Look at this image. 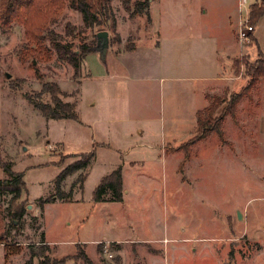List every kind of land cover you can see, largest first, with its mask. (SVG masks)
Here are the masks:
<instances>
[{
    "label": "rangeland",
    "instance_id": "obj_1",
    "mask_svg": "<svg viewBox=\"0 0 264 264\" xmlns=\"http://www.w3.org/2000/svg\"><path fill=\"white\" fill-rule=\"evenodd\" d=\"M136 1L111 0L108 9H98L96 23L87 27L66 1L48 28L74 50L90 49L76 73L54 49L41 59L33 54L22 58L28 52L22 25L0 27V179L8 178L3 169L8 164L23 173L27 189L14 200L0 190V264H22L31 254L33 262L49 257L64 259L62 264H264V145L256 141L258 117L264 113V76L231 112L227 104L231 93L241 91L250 79L246 63L264 62V13L255 24L249 20L251 5L264 6V0H245L246 9L244 0L239 1V11L238 0H140L148 2L147 8L132 15ZM176 16L179 32L190 28L200 41L219 36L226 54L234 48L231 41L239 49L231 54L232 76L238 78L218 84L202 97L199 108L216 98L219 106L212 117L221 115L223 136L213 131L198 139L197 126L180 136L183 141L191 137L185 146L196 159L204 153L200 143H206L204 149L219 144L221 156L206 169L214 175L215 188L199 192V179L192 181L198 167L188 162L178 167L175 187L169 174L165 181L159 158L142 166L147 171L122 168L128 189L122 201H95L99 180L122 163V154L106 145L112 140L108 129L118 135L135 119L168 117L157 68L179 67ZM241 16L254 30L244 45L236 40ZM67 23L74 25V33L66 32ZM103 29L109 45L104 62L96 35ZM209 51L202 56L211 60ZM33 58L40 78L30 66ZM48 80L71 94L63 100L75 101L77 118H45L28 101V96L50 101L42 90ZM91 149L95 157L86 169L83 188L76 183L70 199L54 196L41 209L37 199L56 195L55 177L78 158L70 154ZM80 172L62 180V190L68 192ZM146 172L153 182L145 178ZM20 206L23 214L18 217L14 213Z\"/></svg>",
    "mask_w": 264,
    "mask_h": 264
},
{
    "label": "crops",
    "instance_id": "obj_2",
    "mask_svg": "<svg viewBox=\"0 0 264 264\" xmlns=\"http://www.w3.org/2000/svg\"><path fill=\"white\" fill-rule=\"evenodd\" d=\"M239 1L243 0H238L237 10ZM244 2L243 6H246V9V1L244 0ZM199 9L206 13V10H203L201 5ZM178 20L179 17L176 16L179 67L157 68L159 81L161 80L159 84L167 98L168 117L152 116L145 118L144 116L141 119H135L128 126H125L126 128L121 130L118 135H116V131L108 129L109 137L112 140L107 141L106 145L111 146L122 154L120 157L122 163L119 165L121 170L123 167H130L131 169L139 167L146 170V168H142L143 165L154 164L157 159L161 158L165 170V181L167 174H169L170 181L175 187L177 185L174 182V178L178 175L176 171H178L181 163L188 162L187 165L189 167L196 163L198 176H193L192 181L195 183L196 179H199V192L206 194L205 191L207 189L210 191L215 188L213 186V183H215L214 175L210 176L206 169L213 165V161L217 156H221L220 146L219 144L210 145L207 149H204L206 143H200L199 148L202 147L201 149L204 150V153L196 159V156L190 152V147L185 146L191 137L183 141L180 136L183 135L189 126H192V129L187 130V132L192 133L195 130L197 126L196 112L203 105L202 97L205 99L207 93L214 91L218 84L225 83L224 81L234 77L238 78V76H232L231 54L238 52L239 49L235 46V42L231 41L233 40V28L230 29L231 38L229 40L234 48L229 54H226L227 47L223 46V42L219 41V36L213 35L212 38L205 39L201 36L204 41H200V36L196 35V33H191L190 28L186 30V27H184L179 32L181 23ZM229 26H231V21ZM253 38L257 41L254 35ZM160 44L159 39L156 46H160ZM209 49L211 50V60L202 56V54L210 52ZM199 101L201 102L198 106L197 103ZM258 118L260 136L257 137L256 141L258 142L257 144L263 146L264 113ZM133 128L136 129V133H134ZM124 155L128 157H124ZM199 166H203L205 169L201 170ZM77 172H79V169L67 175L63 181L67 177L77 174ZM189 172L193 174L195 170H189ZM145 178L150 182L154 180L148 172L145 173ZM121 185H123V191L127 193L128 189L124 182L123 173ZM179 186H182V184L180 183ZM77 190L79 189L77 188Z\"/></svg>",
    "mask_w": 264,
    "mask_h": 264
},
{
    "label": "trees",
    "instance_id": "obj_3",
    "mask_svg": "<svg viewBox=\"0 0 264 264\" xmlns=\"http://www.w3.org/2000/svg\"><path fill=\"white\" fill-rule=\"evenodd\" d=\"M68 1V5L71 8L76 9L82 15V20L84 25L91 26L98 20L97 11L102 6L109 8V3L111 0H0V27L8 28L12 23L21 24L23 27V32L27 39V53H25L22 58H28L31 54L35 58L44 57L47 55L51 49H54L56 56L60 59L68 62L73 68L74 73H76L81 64V60L90 51L89 48L82 47L78 50L71 48L68 42H63L61 36L48 28L49 22L57 17L64 4ZM128 2L125 3L126 10L130 7L127 6ZM147 1L137 0L134 3L133 10L130 12L132 15L143 14L144 10L147 8ZM251 12L249 14V20L252 23H256L260 16L264 13V6L255 4L251 5ZM65 30L68 34L75 32V27L72 24H66ZM48 43H47V42ZM35 58L31 59V68L34 70L38 78L39 72L35 63ZM258 64L246 63V72H248L250 79L247 81L243 89L239 92H233L227 101L228 112H231L233 107L236 105L238 100L249 93L251 86L261 76H264V62H256ZM42 90L50 95V101L44 102L38 99H33L28 96L27 99L32 103L33 107L40 111L45 118H77L75 101H65L63 98L69 97L71 94L64 92L60 89L59 85L54 81H44L42 84ZM214 97L212 101L196 112L197 120V131L198 139L201 135H207L211 132H216L220 137H222L221 130V115L214 116L215 110L219 106V103L214 104ZM196 138V139H197ZM70 156L78 158L75 161L66 164L60 173L54 179V185L58 193L50 195L48 199L38 198L39 207L43 209L45 202L50 201L57 196L59 199H70L72 195V190L74 185L78 183L80 189L83 188L82 182L86 176V169L91 165L94 159V151L91 149L89 152H78L75 154H70ZM5 173H7V179H0V190L8 191L12 194V199H18L21 195L22 190L26 191L25 183L23 180V173L12 171L8 164L3 165ZM76 169H81V172L77 176L76 180L71 184V188L68 192L62 190L60 187L61 181L69 174L74 173ZM122 183V170L120 166L113 169L107 175L103 176L93 191V200L95 201H115L120 202L123 195V185ZM16 216H21L23 214V207L20 206L19 210L14 213ZM83 254V251H81ZM63 260H58L55 258L50 259L49 257L44 259H38L33 262V255L22 264H62Z\"/></svg>",
    "mask_w": 264,
    "mask_h": 264
},
{
    "label": "built area",
    "instance_id": "obj_4",
    "mask_svg": "<svg viewBox=\"0 0 264 264\" xmlns=\"http://www.w3.org/2000/svg\"><path fill=\"white\" fill-rule=\"evenodd\" d=\"M247 17H240L239 22H238V30L236 32V40L238 43L241 45H244V43L249 42V33L252 32L253 26L247 24Z\"/></svg>",
    "mask_w": 264,
    "mask_h": 264
},
{
    "label": "water",
    "instance_id": "obj_5",
    "mask_svg": "<svg viewBox=\"0 0 264 264\" xmlns=\"http://www.w3.org/2000/svg\"><path fill=\"white\" fill-rule=\"evenodd\" d=\"M97 45H98V51L100 60L104 62V58L107 52L108 48V31L107 30H101L97 32ZM237 217L241 218V213L239 211H236Z\"/></svg>",
    "mask_w": 264,
    "mask_h": 264
}]
</instances>
